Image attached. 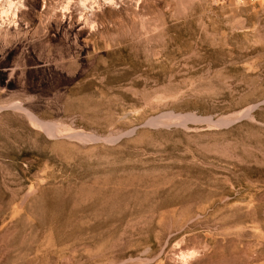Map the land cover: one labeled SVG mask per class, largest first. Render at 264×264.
<instances>
[{
    "label": "rangeland",
    "instance_id": "obj_1",
    "mask_svg": "<svg viewBox=\"0 0 264 264\" xmlns=\"http://www.w3.org/2000/svg\"><path fill=\"white\" fill-rule=\"evenodd\" d=\"M81 1L0 0V264H264V0Z\"/></svg>",
    "mask_w": 264,
    "mask_h": 264
},
{
    "label": "bare ground",
    "instance_id": "obj_2",
    "mask_svg": "<svg viewBox=\"0 0 264 264\" xmlns=\"http://www.w3.org/2000/svg\"><path fill=\"white\" fill-rule=\"evenodd\" d=\"M100 0H82L81 3V7L83 9H87V6L89 5V3H93V4H98ZM110 2H113L114 0H109ZM71 2V1H70ZM74 2V1H73ZM72 2V3H73ZM69 5L67 6V9H69ZM82 9V10H83ZM91 9L93 11V6H91ZM72 10V9H70ZM69 10V11H70ZM81 10V11H82ZM84 12V11H83ZM83 14V13H82ZM82 19L84 20V23L89 24L90 21L92 20V18H90L88 12H85V14H83ZM91 19V20H90ZM257 106H252L251 108H248L247 110H243L242 112L235 114V115H231V116H224L219 118L217 121H215L212 117H205V118H200L206 122H214L215 124L218 125H228L236 120L242 119L245 116H248L251 114V111L256 108ZM195 119V117H194ZM197 119V118H196ZM213 124V123H212ZM214 124V125H215Z\"/></svg>",
    "mask_w": 264,
    "mask_h": 264
}]
</instances>
